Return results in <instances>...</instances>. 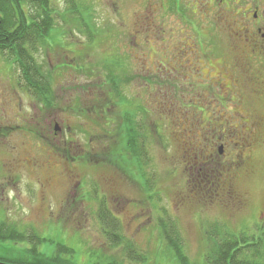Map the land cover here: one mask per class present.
<instances>
[{
  "label": "rangeland",
  "instance_id": "obj_1",
  "mask_svg": "<svg viewBox=\"0 0 264 264\" xmlns=\"http://www.w3.org/2000/svg\"><path fill=\"white\" fill-rule=\"evenodd\" d=\"M246 2L264 9V0ZM234 3L51 0L56 37L52 48L35 55L50 87L46 106L17 85L19 72L0 55V227L22 238L0 240V263L55 264L51 250L60 243L76 253L77 264H177L161 238L163 223L178 233L190 264H204L206 236L212 246L224 234L261 244V258L253 264H264V242L257 240L264 229L256 227L264 228V143L252 154L254 174L234 183L240 198L247 194L244 210L233 213L240 204L231 200L212 206L182 194L186 185L176 161L178 144L166 136L177 124L168 111L188 105L174 95L179 85L158 75L169 76L165 68L190 62L186 54L170 64L167 55L169 46L193 45L195 33L225 43V29L231 31L237 18L242 21ZM33 8L23 7L26 13ZM108 65L119 78V92L107 81ZM117 94L130 98L132 104L123 108L134 112L129 118L144 130L143 180L138 169H133V181L112 169L122 134L115 129L119 108L108 103L111 97L116 102ZM248 106L264 118V98H251ZM100 108L109 111L95 114L93 109ZM55 124L60 131L54 132ZM46 179L50 185L42 187ZM100 211L118 221L116 233L129 242L126 246H115L106 236Z\"/></svg>",
  "mask_w": 264,
  "mask_h": 264
},
{
  "label": "flooded vegetation",
  "instance_id": "obj_2",
  "mask_svg": "<svg viewBox=\"0 0 264 264\" xmlns=\"http://www.w3.org/2000/svg\"><path fill=\"white\" fill-rule=\"evenodd\" d=\"M246 1L234 3L239 6L235 15L242 21L238 22L237 18L231 31L224 27L227 38L235 44H197L194 35L193 45L169 46L171 50L167 55L170 64L186 54L190 55V62L165 68L169 76L158 73L163 81L179 85V91L174 95L180 96L188 105L176 110L179 160L185 164L186 172V176L183 173L186 189L182 194L194 198L215 197L223 206L234 201L240 207L233 208V213L249 205L246 193L243 199L235 193L234 183L241 184L254 174L252 154L260 148L258 144L264 143V118L248 106L249 99L264 98V9L260 3L247 4ZM199 36L210 39L208 35ZM239 40L242 42L238 43ZM116 98L114 102L111 97V103H108L119 108L115 129L126 122L123 113L134 116L133 111L120 109L118 94ZM93 110L95 114L109 111L105 108ZM58 131L55 124L54 132ZM126 140L122 143L119 140V144H129ZM45 184L50 185V180H43L41 186L45 187ZM106 185H110L108 181Z\"/></svg>",
  "mask_w": 264,
  "mask_h": 264
},
{
  "label": "trees",
  "instance_id": "obj_3",
  "mask_svg": "<svg viewBox=\"0 0 264 264\" xmlns=\"http://www.w3.org/2000/svg\"><path fill=\"white\" fill-rule=\"evenodd\" d=\"M27 5H32L35 11L26 13L23 7ZM53 16L54 13L51 9V0H0V55H6L8 65L12 66L19 72L20 79L18 80L17 85L24 87L27 93L37 96L39 102L42 103L43 106L50 105L47 98V95L50 93V87L46 85L47 80L46 82L43 80L46 74L44 73L43 67L36 63L35 55L43 48L53 47L51 42L54 43L52 39L56 37V35L51 34V31L54 28ZM200 34L201 33H195V36L197 37L195 38L197 40V44L204 43L214 46H218L220 44H230V39L227 38L228 36L225 39L227 43H221L220 39L218 41L220 43H215L214 39L210 40L204 39L202 36L198 37ZM241 42L239 40L238 43ZM231 43L235 44V42ZM54 46L57 47L58 45ZM106 69H108L107 72H109V74L107 73V81L111 82V88H115L112 91L115 93L119 92L118 87L121 85L116 82V80H119L118 76L113 75V70L110 65H108ZM175 86L177 88V84H175ZM183 86H185V83ZM119 101L122 108L123 106H128V104H132L130 98H121ZM161 105L163 104L159 101L158 107L160 108ZM185 107L186 106H181V108ZM176 110L168 111V113L170 115L173 114L177 119L178 116ZM123 115L125 116L126 122H124L122 127H119L122 134L120 136V140L122 143L123 140L127 139L129 144H116L117 158L115 162L112 163V169L116 170L119 174L126 177L127 180L130 181H133V179H131L132 173H135L133 169H138L143 180L144 171L142 170L139 162H141V158L144 156V144H146L142 136L144 130L142 131V127H136L134 123H131L132 120H129L128 112L123 113ZM174 133H176V140ZM174 133L170 132V136L166 137L168 139L172 138L171 142L174 140L173 143L177 141V145L178 133L176 130H174ZM135 144H137V147L138 144L141 146L136 149ZM179 155L178 144L176 148V161L178 163V169L182 172V174H186L184 168L185 164L181 163ZM255 177L256 176L254 175L251 179ZM199 199H201V201H208V204L212 206L217 205L218 203L217 198L215 197H201ZM97 217L100 223H102L108 231L106 236H108V238L112 241L113 245L126 246L129 243L126 242L127 240H125L121 235L116 233L118 231V221L109 212L106 213L105 211H100ZM2 223L3 222H1V224ZM171 227L172 225H169L168 229L166 225L160 223L159 229L161 238L167 243L168 248L173 252L175 262L177 264H190L180 249L181 240L178 233H176L173 229H170ZM256 227L258 230L261 226L256 224ZM261 229H264L263 226L258 231ZM206 238L205 244L207 247L205 248L206 254L204 255V264H253L255 260L261 258V253L258 249L259 246L262 247V245L253 242L247 243V240L244 239L245 237L237 238L224 234L221 238H219V244H214L212 246L209 236H206ZM259 238L260 239L257 240H263L262 242H264V236ZM20 239L22 238L16 230L7 232L2 226L0 227V240H3L2 243L7 240L20 242ZM51 252V263L77 264V261L75 260L76 253L72 249H68L63 244L58 243L56 246L53 245ZM133 259L136 261L140 260L139 256ZM1 260L2 259H0V261ZM108 261L106 264L117 263L113 262L115 260Z\"/></svg>",
  "mask_w": 264,
  "mask_h": 264
},
{
  "label": "water",
  "instance_id": "obj_4",
  "mask_svg": "<svg viewBox=\"0 0 264 264\" xmlns=\"http://www.w3.org/2000/svg\"><path fill=\"white\" fill-rule=\"evenodd\" d=\"M0 264H4V263H0Z\"/></svg>",
  "mask_w": 264,
  "mask_h": 264
}]
</instances>
